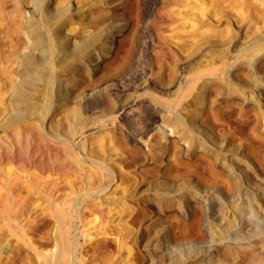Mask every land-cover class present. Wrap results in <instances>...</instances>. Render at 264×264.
<instances>
[{"label":"rangeland","instance_id":"1","mask_svg":"<svg viewBox=\"0 0 264 264\" xmlns=\"http://www.w3.org/2000/svg\"><path fill=\"white\" fill-rule=\"evenodd\" d=\"M0 237V264H264V0H0Z\"/></svg>","mask_w":264,"mask_h":264},{"label":"bare ground","instance_id":"2","mask_svg":"<svg viewBox=\"0 0 264 264\" xmlns=\"http://www.w3.org/2000/svg\"><path fill=\"white\" fill-rule=\"evenodd\" d=\"M26 132L28 133V130H26ZM34 134H35V136L36 137H39V138H41V135L39 134V133H35L34 132ZM5 234V233H4ZM2 238L0 237V252H1V249L3 250H6L8 247H9V242H10V239H7V240H9V242L7 241V240H1ZM10 244H11V242H10ZM10 249V248H9ZM4 250H3V252H4ZM8 250V249H7Z\"/></svg>","mask_w":264,"mask_h":264}]
</instances>
